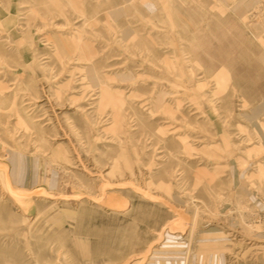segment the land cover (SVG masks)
<instances>
[{"label": "rangeland", "instance_id": "374dc122", "mask_svg": "<svg viewBox=\"0 0 264 264\" xmlns=\"http://www.w3.org/2000/svg\"><path fill=\"white\" fill-rule=\"evenodd\" d=\"M0 264H264V0H0Z\"/></svg>", "mask_w": 264, "mask_h": 264}]
</instances>
